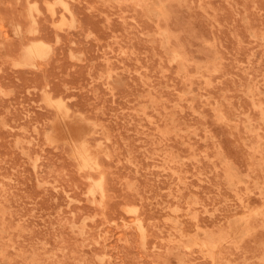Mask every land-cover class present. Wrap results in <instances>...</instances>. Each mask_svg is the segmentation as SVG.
I'll use <instances>...</instances> for the list:
<instances>
[{
    "label": "rangeland",
    "instance_id": "374dc122",
    "mask_svg": "<svg viewBox=\"0 0 264 264\" xmlns=\"http://www.w3.org/2000/svg\"><path fill=\"white\" fill-rule=\"evenodd\" d=\"M48 1L0 0V264H264V0Z\"/></svg>",
    "mask_w": 264,
    "mask_h": 264
},
{
    "label": "bare ground",
    "instance_id": "6f19581e",
    "mask_svg": "<svg viewBox=\"0 0 264 264\" xmlns=\"http://www.w3.org/2000/svg\"><path fill=\"white\" fill-rule=\"evenodd\" d=\"M26 1V0H25ZM33 1V0H32ZM35 1V0H34ZM45 1V0H44ZM48 1V0H47ZM51 1V0H50ZM37 2V1H36ZM49 2V1H48ZM68 2V1H67ZM26 4H27V2H25ZM31 3V2H30ZM56 3H57V0H56ZM59 3V2H58ZM37 4V3H36ZM39 4H40V2H39ZM41 4H42V2H41ZM59 5V4H58ZM37 6H40V5H37ZM52 6H53V4H52ZM70 6V5H69ZM29 7V6H28ZM38 8V7H37ZM55 8V7H54ZM33 9V8H32ZM40 9H41V7H40ZM68 9H69V7H68ZM61 10V9H60ZM30 11V10H29ZM62 11V10H61ZM65 11V10H64ZM63 11V12H64ZM41 12H43V11H41ZM41 12H39V13H41ZM46 12V11H45ZM60 12V11H59ZM58 12V13H59ZM57 13V14H58ZM72 13V12H71ZM74 13V12H73ZM33 14V13H32ZM65 14V13H64ZM28 15V14H27ZM36 15V14H35ZM72 16H74V15H72ZM71 16V17H72ZM75 16H76V13H75ZM74 16V17H75ZM29 17V16H28ZM35 17V16H34ZM67 17V16H66ZM35 19V18H34ZM56 19V18H55ZM54 19V20H55ZM74 19V18H73ZM77 19V18H76ZM76 19H75V21H76ZM36 20V19H35ZM50 21H52L51 19H50ZM57 21H58V19H57ZM31 22V21H30ZM29 22V23H30ZM36 23H37V21H35ZM67 22V21H66ZM26 23H27V21H26ZM44 23V22H43ZM16 24H17V22H16ZM33 25H34V23H32ZM31 24V25H32ZM41 24V23H40ZM19 25V24H18ZM26 25V24H25ZM36 25V24H35ZM17 26V25H16ZM37 26V25H36ZM42 26V25H41ZM48 26H51V25H48ZM74 27V26H73ZM18 28V27H17ZM29 28V27H28ZM72 28V27H71ZM75 28V27H74ZM57 29V28H56ZM67 29V28H66ZM27 30H30V29H27ZM26 30V32H28ZM40 30H42V28L40 27ZM15 31V30H14ZM45 31V30H44ZM62 31V30H61ZM29 33V32H28ZM33 33V32H32ZM55 33V32H54ZM18 33H16V35H17ZM30 34V33H29ZM59 34V33H58ZM56 35V34H55ZM41 36V35H40ZM58 36V35H57ZM37 37V36H36ZM39 37V36H38ZM54 38H55V36H54ZM166 38V37H165ZM56 39V38H55ZM38 40V39H37ZM45 40H47V39H45ZM59 40V39H58ZM58 40H56V41H58ZM53 41V40H52ZM45 42V41H44ZM48 43V42H47ZM57 43V42H56ZM28 44V43H27ZM50 44V43H49ZM54 44V43H53ZM52 45V44H51ZM27 46V45H26ZM165 47V46H164ZM22 49V48H21ZM24 49V48H23ZM23 49H22V51H23ZM50 49H51V47H50ZM53 49V48H52ZM163 50H164V48H163ZM25 51V50H24ZM50 51V50H49ZM26 53V52H25ZM29 56V55H28ZM25 57V56H24ZM37 57V56H36ZM44 57V56H43ZM19 58H20V56H19ZM22 58V57H21ZM35 58V57H34ZM24 59V58H23ZM41 59H43V58H41ZM16 60V59H15ZM25 60V59H24ZM28 60H29V58H28ZM28 60H26V61H28ZM19 61H20V59H19ZM25 61V62H26ZM36 61V60H35ZM23 62V61H22ZM28 64V63H27ZM26 64V65H27ZM30 64V63H29ZM51 100H54V99H51ZM56 101V100H55ZM50 102V101H49ZM57 102V101H56ZM55 102V103H56ZM58 104V103H57ZM66 106V105H65ZM54 116V115H53ZM84 117V116H83ZM85 118V117H84ZM87 119V118H86ZM87 140V139H86ZM90 144V143H89ZM75 146V145H74ZM91 146H93V145H91ZM95 146V145H94ZM69 148V147H68ZM70 149V148H69ZM86 153V152H85ZM88 153V152H87ZM100 154V153H99ZM81 156V155H80ZM82 157V156H81ZM88 157H89V155H88ZM96 157H97V155H96ZM84 158V157H83ZM90 159V158H89ZM92 160V159H91ZM96 160H98V158H96ZM85 161V162H84ZM83 164H85V163H87L88 161L87 160H83ZM90 163V162H89ZM94 163H97L98 164V162H94ZM83 164H81V166L83 165ZM97 164H96V166H97ZM88 165V164H87ZM86 165V166H87ZM99 165V164H98ZM84 166V165H83ZM89 166H91V165H89ZM84 168V167H83ZM89 168H91V167H89ZM92 168H94L93 166H92ZM91 168V169H92ZM97 169V168H96ZM101 175V174H100ZM98 178H100V177H98ZM101 179V178H100ZM99 180V179H98ZM97 181V180H96ZM100 182H101V180H99ZM95 184H96V182H95ZM98 184H99V182H98ZM98 184H96L97 186H98ZM99 185H102V183L101 184H99ZM99 188V187H98ZM101 188V187H100ZM104 188H106V186H104ZM91 189V188H90ZM92 190V189H91ZM100 191V190H99ZM105 191H106V189H105ZM90 192H93V191H89V193ZM105 193V192H104ZM101 194V193H100ZM106 194V193H105ZM92 196V195H91ZM100 197H101V195H100ZM104 197V196H103ZM92 198H93V196H92ZM102 198V197H101ZM99 202H101V201H99ZM133 210V209H132ZM129 211V210H128ZM137 219V218H136ZM137 222H138V220H136ZM140 222V221H139ZM140 225H141V223H140ZM137 228H138V226H137ZM139 229V228H138ZM141 229V228H140ZM144 229V227H142V230ZM140 232V231H139ZM143 236V235H142ZM202 240V239H201ZM204 244V243H203Z\"/></svg>",
    "mask_w": 264,
    "mask_h": 264
}]
</instances>
